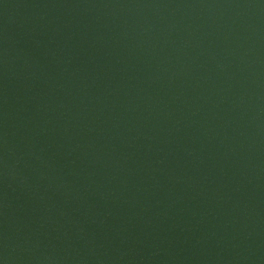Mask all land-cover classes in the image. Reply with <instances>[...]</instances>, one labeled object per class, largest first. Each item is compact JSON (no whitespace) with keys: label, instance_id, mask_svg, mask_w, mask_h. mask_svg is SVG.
I'll return each mask as SVG.
<instances>
[{"label":"water","instance_id":"1","mask_svg":"<svg viewBox=\"0 0 264 264\" xmlns=\"http://www.w3.org/2000/svg\"><path fill=\"white\" fill-rule=\"evenodd\" d=\"M0 264H264V0H0Z\"/></svg>","mask_w":264,"mask_h":264}]
</instances>
